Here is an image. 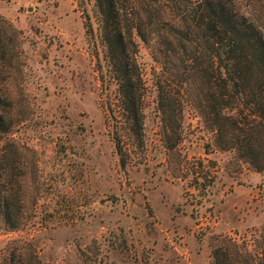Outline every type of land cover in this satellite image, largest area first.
Returning <instances> with one entry per match:
<instances>
[{
    "label": "rangeland",
    "instance_id": "1",
    "mask_svg": "<svg viewBox=\"0 0 264 264\" xmlns=\"http://www.w3.org/2000/svg\"><path fill=\"white\" fill-rule=\"evenodd\" d=\"M0 24L17 40L0 76L17 145L23 223L0 219V264H210L226 237L254 247L264 230V170L220 149L184 98L180 126L164 132L161 66L138 35L145 82L143 143L123 167L124 132L95 0H0Z\"/></svg>",
    "mask_w": 264,
    "mask_h": 264
},
{
    "label": "trees",
    "instance_id": "2",
    "mask_svg": "<svg viewBox=\"0 0 264 264\" xmlns=\"http://www.w3.org/2000/svg\"><path fill=\"white\" fill-rule=\"evenodd\" d=\"M111 75L120 90L124 132L114 142L123 167L130 144L143 143L145 82L131 48L138 35L161 66L157 101L164 132L176 131L166 115H183L184 98L203 116L220 149L234 150L264 170V0H95ZM17 40L0 24V76L16 62ZM12 100L0 87V219L6 229L23 223L16 188L17 148L11 134ZM210 264H264V230L254 247L226 237L212 248Z\"/></svg>",
    "mask_w": 264,
    "mask_h": 264
}]
</instances>
